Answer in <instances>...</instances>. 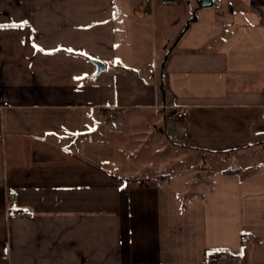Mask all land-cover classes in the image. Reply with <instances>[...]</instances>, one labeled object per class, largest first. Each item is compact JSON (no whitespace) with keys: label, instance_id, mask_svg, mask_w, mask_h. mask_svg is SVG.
<instances>
[{"label":"crops","instance_id":"1","mask_svg":"<svg viewBox=\"0 0 264 264\" xmlns=\"http://www.w3.org/2000/svg\"><path fill=\"white\" fill-rule=\"evenodd\" d=\"M210 2L0 0V264H264V0Z\"/></svg>","mask_w":264,"mask_h":264},{"label":"built area","instance_id":"2","mask_svg":"<svg viewBox=\"0 0 264 264\" xmlns=\"http://www.w3.org/2000/svg\"><path fill=\"white\" fill-rule=\"evenodd\" d=\"M264 112V108H263ZM186 110L182 107H180L176 112H174L173 116H175L177 119L185 118ZM264 117V115H263ZM6 200L8 202H12L16 199V193L13 191H7L6 192ZM19 213V212H18ZM20 216H29L28 213H19ZM249 234H246L245 236H241V241L243 244L249 243ZM3 254L6 256L8 254V248L6 246L3 248ZM205 260L203 264H242L243 257H241L240 254L230 252L229 250H223V249H217L208 251L206 253Z\"/></svg>","mask_w":264,"mask_h":264},{"label":"water","instance_id":"3","mask_svg":"<svg viewBox=\"0 0 264 264\" xmlns=\"http://www.w3.org/2000/svg\"><path fill=\"white\" fill-rule=\"evenodd\" d=\"M211 0H200V4L204 7H208V6H211ZM92 64H94L96 66V73L99 74L101 71L104 70V64L101 63L99 60H97L96 58L93 59L92 61Z\"/></svg>","mask_w":264,"mask_h":264},{"label":"rangeland","instance_id":"4","mask_svg":"<svg viewBox=\"0 0 264 264\" xmlns=\"http://www.w3.org/2000/svg\"><path fill=\"white\" fill-rule=\"evenodd\" d=\"M131 155V160L132 162L136 163V161H138L137 157H138V154L135 152V154H130ZM133 167H137L136 164L133 165ZM141 167V166H140ZM146 168H148V166H145Z\"/></svg>","mask_w":264,"mask_h":264},{"label":"snow or ice","instance_id":"5","mask_svg":"<svg viewBox=\"0 0 264 264\" xmlns=\"http://www.w3.org/2000/svg\"><path fill=\"white\" fill-rule=\"evenodd\" d=\"M23 25H13V27H22ZM3 27H7V26H0V28H3ZM40 50V49H38ZM77 79H81V78H77Z\"/></svg>","mask_w":264,"mask_h":264}]
</instances>
